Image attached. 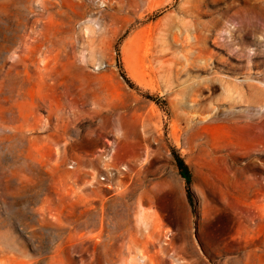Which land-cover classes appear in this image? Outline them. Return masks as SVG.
<instances>
[{"label":"rangeland","instance_id":"1","mask_svg":"<svg viewBox=\"0 0 264 264\" xmlns=\"http://www.w3.org/2000/svg\"><path fill=\"white\" fill-rule=\"evenodd\" d=\"M261 79L264 0H0V264H264Z\"/></svg>","mask_w":264,"mask_h":264},{"label":"trees","instance_id":"2","mask_svg":"<svg viewBox=\"0 0 264 264\" xmlns=\"http://www.w3.org/2000/svg\"><path fill=\"white\" fill-rule=\"evenodd\" d=\"M171 152H172L175 164L178 168L179 174L184 178L185 182H188L189 173L187 171V167H186L185 163L183 162L182 158L177 153H175L173 150Z\"/></svg>","mask_w":264,"mask_h":264},{"label":"bare ground","instance_id":"3","mask_svg":"<svg viewBox=\"0 0 264 264\" xmlns=\"http://www.w3.org/2000/svg\"><path fill=\"white\" fill-rule=\"evenodd\" d=\"M104 2V1H103ZM248 79H251V78H249V77H246L244 80L245 81H247ZM251 80H249V82H250ZM254 81V80H253ZM256 82L258 83V84H260V86H262L263 88H264V80H256ZM261 88V87H260ZM264 90V89H263ZM264 106V105H263ZM264 110V108H262V109H260L259 111H263Z\"/></svg>","mask_w":264,"mask_h":264}]
</instances>
